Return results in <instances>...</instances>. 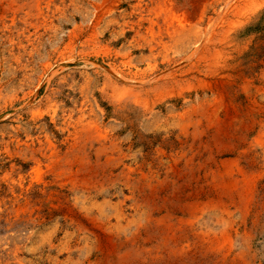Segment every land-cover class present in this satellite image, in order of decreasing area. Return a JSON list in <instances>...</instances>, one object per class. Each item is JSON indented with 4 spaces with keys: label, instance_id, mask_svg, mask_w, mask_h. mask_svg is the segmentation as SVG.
<instances>
[{
    "label": "rangeland",
    "instance_id": "374dc122",
    "mask_svg": "<svg viewBox=\"0 0 264 264\" xmlns=\"http://www.w3.org/2000/svg\"><path fill=\"white\" fill-rule=\"evenodd\" d=\"M167 1L0 0V264H264V0Z\"/></svg>",
    "mask_w": 264,
    "mask_h": 264
},
{
    "label": "bare ground",
    "instance_id": "6f19581e",
    "mask_svg": "<svg viewBox=\"0 0 264 264\" xmlns=\"http://www.w3.org/2000/svg\"><path fill=\"white\" fill-rule=\"evenodd\" d=\"M167 1V0H166ZM168 2V1H167ZM167 2H165V4L167 3ZM167 5V4H166ZM170 6V5H169ZM171 7V6H170ZM172 8V7H171ZM167 9V8H166ZM172 11V10H171ZM181 11V10H180ZM174 12V11H173ZM183 13V12H182ZM171 14V13H170ZM175 14H177V13H175ZM178 15V14H177ZM172 16V15H171ZM173 16H174V13H173ZM180 16V15H179ZM184 16H186V15H184ZM170 17V16H169ZM192 17V16H191ZM186 18V17H185ZM171 20V19H170ZM188 21V20H187ZM182 23V22H181ZM185 23V22H184Z\"/></svg>",
    "mask_w": 264,
    "mask_h": 264
}]
</instances>
